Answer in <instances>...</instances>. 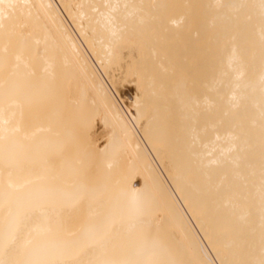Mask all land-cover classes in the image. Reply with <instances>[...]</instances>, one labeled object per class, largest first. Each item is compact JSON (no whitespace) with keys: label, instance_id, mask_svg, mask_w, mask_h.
Returning a JSON list of instances; mask_svg holds the SVG:
<instances>
[{"label":"bare ground","instance_id":"1","mask_svg":"<svg viewBox=\"0 0 264 264\" xmlns=\"http://www.w3.org/2000/svg\"><path fill=\"white\" fill-rule=\"evenodd\" d=\"M0 264H264V0H0Z\"/></svg>","mask_w":264,"mask_h":264}]
</instances>
